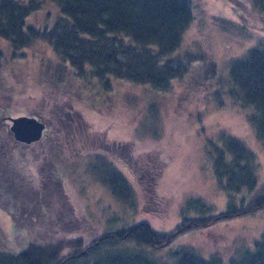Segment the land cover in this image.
<instances>
[{"label":"trees","instance_id":"obj_1","mask_svg":"<svg viewBox=\"0 0 264 264\" xmlns=\"http://www.w3.org/2000/svg\"><path fill=\"white\" fill-rule=\"evenodd\" d=\"M253 1L264 8V0ZM193 2L0 0V39L9 44L13 56L7 58L0 47V77L8 62L25 55L18 51L26 48L43 43L57 57L40 64L43 96L52 104L30 114L48 123L39 141L26 144L14 139L9 111L0 105V209L27 237L26 250H11L0 223V264H264V233L252 244L236 246L229 259L217 253L205 256L187 245L171 248L176 236L186 231L264 210L258 156L223 128L211 134L200 130L209 166L227 195L223 211L213 212L211 203L191 197L180 223L170 231L156 230L138 219L117 229L108 224L95 235L69 219L73 205L64 182L75 181L82 164L78 157L73 161L70 153L80 152L92 139L67 121L72 116L66 114L72 97L68 104L56 101L64 93L80 100L82 92L94 85L110 91L121 81L163 94L179 86L184 90L182 99L195 108L201 106L196 121L209 113L205 106L210 101V110L228 105L242 110L264 150V41L259 38L224 75L213 57L183 47V36L194 20ZM40 12L45 15L41 26L26 24ZM200 93L206 96L201 102ZM56 113L64 122L57 121ZM98 160L100 166L92 165L91 173L119 201L133 202L135 189L114 161ZM163 250H167L164 255L155 256Z\"/></svg>","mask_w":264,"mask_h":264},{"label":"rangeland","instance_id":"obj_2","mask_svg":"<svg viewBox=\"0 0 264 264\" xmlns=\"http://www.w3.org/2000/svg\"><path fill=\"white\" fill-rule=\"evenodd\" d=\"M237 1L194 0V20L183 36V47L213 57L224 75L233 61L259 38L264 41V8L253 0ZM44 16V12L31 15L26 24L41 26ZM0 47L7 58L13 57L6 41L0 39ZM23 51L18 54L25 55L8 62L0 77V105L7 107L9 117L30 115L52 104L43 96L40 64L42 60L48 64V60L55 61L57 57L43 43ZM163 92L121 81L115 82L110 91L94 85L82 92L80 100L69 93L57 97L60 104L72 97L71 106L67 103L66 108V114L72 116L67 121H73L78 131L92 139L80 152L70 153L73 161L78 157L82 164L75 181L64 182L73 205V217L69 219L75 220L76 227L85 225L92 234H101L109 225L117 229L139 219L156 230L170 231L180 223L184 205L191 197L211 203L215 207L213 212L223 211L227 195L209 166L202 129L211 134L212 130L223 128L244 140L256 152L260 178L264 176V150L242 110L229 105L222 110H210V101L205 106L209 113L196 121L197 108L201 106L195 108L194 103L182 99L183 88L176 86ZM204 98L203 93L197 97L200 102ZM57 113V121L64 122L59 118L62 114ZM50 132L52 136L53 130ZM99 157L114 161L131 183L135 189L133 202L119 201L91 173L92 165L100 166ZM0 223L9 248L15 252L26 250V235L1 209ZM263 233L261 210L255 215L220 220L204 230L186 231L176 236L171 248L187 245L205 256L217 253L229 259L236 246L252 244ZM166 251L156 252L155 256Z\"/></svg>","mask_w":264,"mask_h":264},{"label":"water","instance_id":"obj_3","mask_svg":"<svg viewBox=\"0 0 264 264\" xmlns=\"http://www.w3.org/2000/svg\"><path fill=\"white\" fill-rule=\"evenodd\" d=\"M10 130L14 139L30 144L39 141L46 129V123L37 116L22 115L18 117H9Z\"/></svg>","mask_w":264,"mask_h":264}]
</instances>
